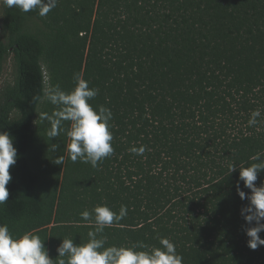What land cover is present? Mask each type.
Wrapping results in <instances>:
<instances>
[{"label":"trees","instance_id":"16d2710c","mask_svg":"<svg viewBox=\"0 0 264 264\" xmlns=\"http://www.w3.org/2000/svg\"><path fill=\"white\" fill-rule=\"evenodd\" d=\"M3 15L0 131L17 161L0 224L14 238L38 235L58 264L63 239L84 244L95 230L83 211L125 205L127 216L104 229L106 246L159 247L165 237L183 264H264V246H247L249 202L236 187L250 193L239 168L264 159V0H58L43 17L5 5ZM10 53L16 79L1 89ZM77 73L98 89L92 107L113 113L114 152L95 168L69 158L71 122L50 138L40 119L60 110L45 92H70ZM140 146L142 156L130 151Z\"/></svg>","mask_w":264,"mask_h":264},{"label":"clouds","instance_id":"9594fccd","mask_svg":"<svg viewBox=\"0 0 264 264\" xmlns=\"http://www.w3.org/2000/svg\"><path fill=\"white\" fill-rule=\"evenodd\" d=\"M8 8H19L27 13L38 10V14L46 16L57 6L58 0H0ZM75 87L66 92L59 85L49 88L44 95L52 105L60 110L51 115L41 113L40 119L51 123L48 132L50 138H55L62 131L64 121L71 122L68 136L71 143L67 146L69 158L73 163L78 160L90 163L97 167L98 163L113 154V134L110 131V121L113 113L109 108L100 106L98 111L89 101L98 95V89L90 88L88 81L80 74H74ZM36 96L34 100H40ZM259 110L253 111L248 121L249 126L257 124ZM59 146L52 145L55 151ZM147 150L146 146L133 147L130 151L142 156ZM250 166L239 168V181L243 182L250 193L240 189L237 183V193L241 200H248V204L241 209L247 227L244 231L248 237L247 246L256 250L264 246V184L256 185L258 174L264 171V159L257 155ZM17 161V149L14 147L13 137L6 131H0V205L8 201L9 191L7 185L11 181L10 167ZM56 164H63V157L56 160ZM237 166L229 165L232 173ZM127 206L121 205L119 213L111 210L107 205H98L93 212L87 210L80 215L85 222H94V231L88 232V241L84 244H75L73 239L65 238L57 248L58 264H183V257L177 253L175 244L168 238L162 237L159 247H151L143 242L132 246H106V237L103 236L106 226H112L127 216ZM94 213V221H93ZM67 259H64V258ZM0 264H54L43 240L31 232L14 238L7 224H0Z\"/></svg>","mask_w":264,"mask_h":264},{"label":"rangeland","instance_id":"374dc122","mask_svg":"<svg viewBox=\"0 0 264 264\" xmlns=\"http://www.w3.org/2000/svg\"><path fill=\"white\" fill-rule=\"evenodd\" d=\"M3 4L0 3V36L5 43L7 47L10 48V38H9V33L6 32L3 29ZM37 20H30L28 22V28L30 30H33L35 23ZM40 24V20H39ZM1 89L4 88L7 84H13L15 79H16V69L14 67V61H13V56L12 54H8L7 60L5 62L3 72H2V77H1Z\"/></svg>","mask_w":264,"mask_h":264}]
</instances>
